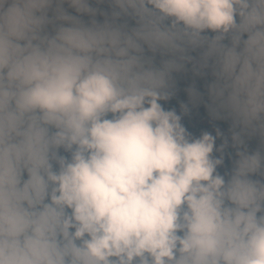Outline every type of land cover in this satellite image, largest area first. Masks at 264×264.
<instances>
[{
  "label": "clouds",
  "instance_id": "1",
  "mask_svg": "<svg viewBox=\"0 0 264 264\" xmlns=\"http://www.w3.org/2000/svg\"><path fill=\"white\" fill-rule=\"evenodd\" d=\"M0 264H264V0H0Z\"/></svg>",
  "mask_w": 264,
  "mask_h": 264
},
{
  "label": "trees",
  "instance_id": "2",
  "mask_svg": "<svg viewBox=\"0 0 264 264\" xmlns=\"http://www.w3.org/2000/svg\"><path fill=\"white\" fill-rule=\"evenodd\" d=\"M178 81H179L180 84H183V82L180 81V78H179ZM202 111H203L202 109H198L197 113L193 116V118L189 120V121H191V120H193L195 118H198L197 120H195L196 123H194L191 126H194L198 130L201 129V128H205V129L211 130V126L209 125L207 120L202 118ZM186 122H188V121H186ZM217 123H218V125L220 127L226 128V125L223 122H217Z\"/></svg>",
  "mask_w": 264,
  "mask_h": 264
},
{
  "label": "rangeland",
  "instance_id": "3",
  "mask_svg": "<svg viewBox=\"0 0 264 264\" xmlns=\"http://www.w3.org/2000/svg\"><path fill=\"white\" fill-rule=\"evenodd\" d=\"M188 77H181L180 78V81H182L183 82V84H180L179 83V81H178V83L181 85V93H180V95H181V97L183 96V93H182V86L188 81ZM198 83H200V82H198ZM198 118H195V119H193V120H191V121H189V120H187L188 122V124L191 126V125H193L194 123H196V121L195 120H197ZM192 128H193V131H195V132H198L199 130L198 129H196L194 126H191Z\"/></svg>",
  "mask_w": 264,
  "mask_h": 264
}]
</instances>
